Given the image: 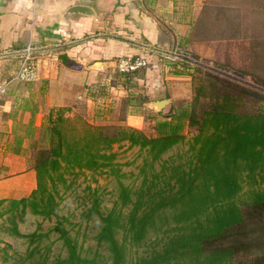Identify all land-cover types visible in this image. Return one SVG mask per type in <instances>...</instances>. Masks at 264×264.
<instances>
[{
  "label": "trees",
  "instance_id": "trees-1",
  "mask_svg": "<svg viewBox=\"0 0 264 264\" xmlns=\"http://www.w3.org/2000/svg\"><path fill=\"white\" fill-rule=\"evenodd\" d=\"M189 108L179 113L186 115ZM67 111L51 108L39 138L26 131L27 139L33 137L36 188L27 197L0 199V218L8 216L10 234L26 238L29 244L19 264H99L82 257L76 241L62 227L57 229L66 255L52 257L51 244L40 247L47 234H21L15 216L22 217L29 209L51 219L58 208V187L66 185L65 172L114 171L112 148L116 144L145 151L144 165H152L184 140L173 128L149 138L133 128L95 126L79 119L74 124ZM21 142L14 140L15 155L23 148ZM188 150L183 162H164L151 178L144 176L134 201L130 189L120 184L121 206L131 205L125 217L115 208L99 214L101 225L95 239L105 247L109 264H234L239 251L252 249L258 252L250 254V264H264V111L233 113L216 104L203 112ZM240 231L248 240L232 241L233 232ZM147 240L151 241L148 251L128 261L126 248L142 246Z\"/></svg>",
  "mask_w": 264,
  "mask_h": 264
},
{
  "label": "crops",
  "instance_id": "crops-1",
  "mask_svg": "<svg viewBox=\"0 0 264 264\" xmlns=\"http://www.w3.org/2000/svg\"><path fill=\"white\" fill-rule=\"evenodd\" d=\"M75 6L90 14L71 12ZM211 34L220 35L216 66L222 76L243 75L264 85V0H0V83L17 69L27 48L38 63L35 82L0 96V127L6 133L1 145L12 150L20 138L26 147V131L37 135L51 108H67L70 116L77 103L93 107L96 115L105 103L114 109L133 90L115 81L120 57L145 59L138 82L147 94L164 95L152 103L169 98V106L175 105V90L178 100L190 99L186 77L177 69L163 72L193 61L183 52L201 49L195 44ZM98 62L101 70L92 69ZM93 88L103 94L94 95ZM96 120L86 121L96 125Z\"/></svg>",
  "mask_w": 264,
  "mask_h": 264
},
{
  "label": "rangeland",
  "instance_id": "rangeland-1",
  "mask_svg": "<svg viewBox=\"0 0 264 264\" xmlns=\"http://www.w3.org/2000/svg\"><path fill=\"white\" fill-rule=\"evenodd\" d=\"M204 36L200 35L203 39ZM219 41V34L206 36L201 43L195 44L201 49L196 48V50L183 52L193 61L183 62L179 68L168 67V71L177 69L180 75L186 77L190 99L178 100L176 96L179 93L175 90L174 97H172L175 105L169 106L168 103L159 111L152 105V101L164 97V95L146 93L147 88H144L143 84L141 85L137 80V77H141V75L143 77L142 72L129 75H120L117 72V75H114L115 81L125 83L129 89L133 88V90L131 93H125L121 97L122 99L119 98L114 109H110L105 103L98 111L103 113L96 115L94 108L87 107L85 103L72 105L75 109L74 114L67 116L73 119L74 124L78 119L84 121L97 119L96 125L89 124L95 126L116 125L133 129H136L134 126H140L141 130L139 131L149 138L165 134L168 128H173L184 136V140L169 149L152 165H149V162L144 165V159L147 157L145 151H141L137 147L130 148L127 143L114 145L112 148V153L115 154L114 171L104 169L98 172L85 171L80 174L71 171L65 172L66 185L58 187V196H56L58 208L55 210V216H52L51 219H43L39 215L32 214L28 209L24 216H15L18 231L23 235L33 232L47 234L46 238H42L43 243L40 247H43L44 244H51L50 255L63 257L66 255V248L63 247V240L57 229V227H62L76 241L82 257L96 259L99 264H109L105 247L99 246L95 238L101 225L99 214L106 215L115 208L125 217L131 209V205L122 207L120 204V184L130 189L131 198L134 201L144 176L151 178L153 172L160 171L164 162L168 164L183 162L185 154L189 153L188 149L192 138L198 133L203 112L211 110L216 104L222 105V109L225 111L233 113L256 114L264 111V85L255 80L251 81L243 75H229V79L221 75L218 66H216L221 61ZM14 71L15 68L0 85L8 80ZM163 73L168 75L171 74V71ZM119 77L121 78L119 79ZM20 87L24 86L16 84L8 88L7 91L19 90ZM93 90L94 95L103 94V91L95 92L96 88ZM184 90L180 88L179 92L184 93ZM170 94L172 95V93ZM224 94H229L232 97L237 96L238 100L232 97L226 100L223 97ZM3 95L0 94V96ZM166 100L169 101V98ZM181 105L190 107L186 115L179 113L178 107ZM163 124L169 125L164 126ZM1 130H3L2 127H0V199L27 197L36 188L35 173L31 165L34 152L30 144L33 137L27 139L26 147L21 149L19 155L12 156L13 160L8 156V153L10 154L12 151L11 148L1 145L6 142V139L2 137L6 133ZM72 132L75 134L74 131ZM37 137L39 138L38 134ZM143 168L144 171H142ZM21 187L25 189L15 190V188ZM11 226L12 223L7 215L0 218V264H19V258L25 254L29 245L26 238L10 234ZM233 233L232 241L246 242L248 240L249 236L242 234L241 231ZM154 237L151 235L149 239L153 241ZM118 239L122 241L121 233L118 235ZM150 244L151 241L147 240L139 247L128 246L125 251L127 260L134 261L137 257L145 254ZM255 250L239 251L235 255L234 264H250L252 257L250 254H255L253 252Z\"/></svg>",
  "mask_w": 264,
  "mask_h": 264
},
{
  "label": "built area",
  "instance_id": "built-area-1",
  "mask_svg": "<svg viewBox=\"0 0 264 264\" xmlns=\"http://www.w3.org/2000/svg\"><path fill=\"white\" fill-rule=\"evenodd\" d=\"M147 65L145 59L135 56L120 57L116 60V70L120 75H129L143 69ZM38 77L37 59L32 55L30 48H27L17 69L12 73L8 80L0 85V94H5L13 85L33 83Z\"/></svg>",
  "mask_w": 264,
  "mask_h": 264
},
{
  "label": "water",
  "instance_id": "water-1",
  "mask_svg": "<svg viewBox=\"0 0 264 264\" xmlns=\"http://www.w3.org/2000/svg\"><path fill=\"white\" fill-rule=\"evenodd\" d=\"M71 12L73 13H79V14H90V10L86 7H82V6H75V7H72L70 9ZM102 63H95L94 65H92V69L94 70H101V65ZM169 103L168 100L166 99H163V100H159V101H156V102H153V106L161 111L167 104Z\"/></svg>",
  "mask_w": 264,
  "mask_h": 264
}]
</instances>
